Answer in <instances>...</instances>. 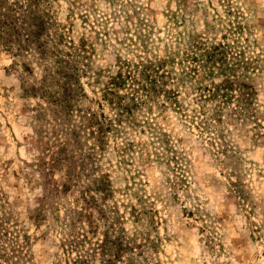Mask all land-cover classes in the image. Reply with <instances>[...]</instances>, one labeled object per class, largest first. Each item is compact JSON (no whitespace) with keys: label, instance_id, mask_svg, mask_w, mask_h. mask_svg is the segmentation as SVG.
Wrapping results in <instances>:
<instances>
[{"label":"rangeland","instance_id":"obj_1","mask_svg":"<svg viewBox=\"0 0 264 264\" xmlns=\"http://www.w3.org/2000/svg\"><path fill=\"white\" fill-rule=\"evenodd\" d=\"M16 1L23 0H0V264H99L96 244L105 231L111 239L124 234L133 247H145L144 254L133 250L142 257L131 261L127 252L113 264H264V0H187L189 16H180L175 0H42L48 32L62 35L61 49L85 41L88 53L78 59L86 71L83 111L98 110V89L116 55L134 58L110 32L128 26L124 38L134 37L137 29L125 15L133 23L149 18L157 40L169 32L203 31L215 16L226 24L241 11L246 31L257 38V45H243L247 62L257 64L245 80L256 93L247 118L227 120L223 112L221 123L205 121L211 115L207 105V115L198 119L205 104L200 93L182 89L178 107L163 115L153 111L156 134L130 132L127 162L116 166L111 145L97 172L82 166L76 122L40 90L35 53L7 43L8 5ZM92 31L103 33L96 37L105 43L95 42ZM227 75L207 77L200 87ZM60 146L67 158L48 170ZM99 171L110 176V198L94 191ZM82 192L95 197L104 216L93 211L97 227L83 224L78 231L70 211L81 204ZM126 201L145 209L146 218L134 221Z\"/></svg>","mask_w":264,"mask_h":264},{"label":"trees","instance_id":"obj_2","mask_svg":"<svg viewBox=\"0 0 264 264\" xmlns=\"http://www.w3.org/2000/svg\"><path fill=\"white\" fill-rule=\"evenodd\" d=\"M186 1L175 0L180 16H189ZM41 3L42 0H23L8 5L11 15L5 29L7 43L15 47L16 51L34 52L37 56V64L43 74L40 90L52 98L53 104L64 117L76 122L73 135L78 139L77 145L80 146L84 160L82 166L87 170L97 172L100 169V159H105L108 149L113 147L118 158L116 166L125 164V157L133 148V142L127 138L130 132L140 130L152 136L156 134L159 128H155L157 123L154 122L153 111L157 110L158 115H163L166 109L180 104L179 93L182 89L200 93L199 100L205 104L199 107L198 119L199 116L207 115V105L211 108V115L208 114L205 121L210 119L221 123L223 112L226 113L227 117H224L227 120L248 117L256 93L245 80L248 69L255 70L257 64L247 62L243 45L255 46L257 38L253 37L252 32L246 31L247 21L243 12L238 11L235 20L226 24L222 23L220 17L215 16L210 22L204 23L203 31L191 30L176 34L169 32L164 33V39L157 40L151 38L154 28L149 18L137 17L136 23H133L131 17L125 15V21L137 29L134 37L124 38V34L130 33L128 26L121 31L110 32L115 35L116 44L124 45L125 50L133 54L134 58L116 55L113 70L104 75L102 86L98 89V110L83 111L79 104L86 94L81 76L86 71L78 66V59H84V54L88 53L85 41L82 40L78 46L70 43L68 51L61 49L62 35L57 39L56 34L48 32L49 18L43 12ZM215 29L218 32L216 34ZM92 33L95 34V42L105 43V39L96 37L103 33ZM104 35L107 36L108 33ZM92 48L93 45L89 47ZM223 73L228 75L218 82L211 81L208 86L200 87L205 78ZM92 76L94 78L97 73ZM233 102L234 105L229 108V104ZM104 109L107 114L103 112ZM229 113L232 116H228ZM162 136L165 145H168L165 137L167 135L164 133ZM66 158L65 150L60 146L57 155L51 159L52 163L48 164V170L54 169L57 163L62 165ZM107 164L110 165V162ZM61 186L64 187L63 184ZM93 188L103 199L114 194L108 173L99 171V175L93 178ZM46 198L45 196L44 199ZM122 204L134 211L132 218L136 222H141L148 214L143 208L135 209L128 201ZM76 206L70 211L76 225L74 230L84 231L83 224L88 228L97 227L92 220L93 211L100 217L104 216L99 211L95 197L87 192H82L81 204ZM110 212L115 214L112 210ZM101 236L103 240L100 239L96 244L100 255L99 264H113L117 259L121 260L122 254L127 252H130L131 261L134 255L142 257L134 254L135 249H141V254L145 253L144 246L133 247L124 234L111 239L108 231H105Z\"/></svg>","mask_w":264,"mask_h":264}]
</instances>
